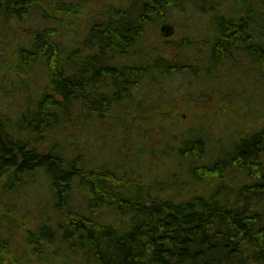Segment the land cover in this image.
<instances>
[{"label":"trees","instance_id":"1","mask_svg":"<svg viewBox=\"0 0 264 264\" xmlns=\"http://www.w3.org/2000/svg\"><path fill=\"white\" fill-rule=\"evenodd\" d=\"M92 1L0 0V32L11 34L15 58L0 63V87L12 73L24 96L17 115L0 108V206L7 211L19 188L37 185L47 199L40 212L51 209L25 226L23 246L59 264H264V123L238 141L229 138L228 149L203 169L210 141L200 123L184 126L177 101L165 110L163 86L187 75L204 92L210 84H201L216 82L218 67L239 56L264 67V0H111L99 12L90 10ZM183 13L202 15L206 26L202 38L184 31L176 48L185 61L159 52L156 42L146 47L154 21L175 24ZM82 18L88 21L71 30ZM15 25L29 35H18ZM147 85L150 95L142 91ZM129 103L136 111L116 109ZM91 122L121 133L113 163L87 156L78 131ZM157 130L162 150L136 147L137 137L150 142ZM164 158L172 160L168 175L185 170L201 181L202 168L204 178L235 172L242 179L176 200L166 195L184 187L174 182L178 176L145 179V161ZM6 218L1 214L0 230ZM12 246L0 231V264H25Z\"/></svg>","mask_w":264,"mask_h":264},{"label":"rangeland","instance_id":"2","mask_svg":"<svg viewBox=\"0 0 264 264\" xmlns=\"http://www.w3.org/2000/svg\"><path fill=\"white\" fill-rule=\"evenodd\" d=\"M102 1L107 2L111 0H93L90 5V10L95 12L104 10L101 3ZM95 12L92 14L95 15ZM175 14H178V12ZM181 17L182 19L177 17L175 24L171 22V20L167 23H163L162 20L154 21L148 27L147 35L144 39V44L146 47L148 45H152V43L155 44L156 42L155 47L159 48V52H164V54H167L173 60L185 61V57L178 53V49L176 48L184 36V31H187V34H191L189 35L191 38L196 36L198 38L201 36L202 38L203 30L206 26L204 25L205 18L202 17V15H190L183 13ZM81 21L88 20L85 18L74 20V25L71 27V30L77 29L75 24L80 27L81 25L79 23ZM168 23L172 24L176 31H174L172 36L170 35L168 37H163L161 33L162 27L164 25H168ZM181 26H183V28H181ZM14 29L17 30L18 35L21 37L28 36L30 33L27 29H21L17 25H15ZM83 29L84 27L82 26V28L79 30L81 31ZM0 34L3 35L0 37V63L5 59L9 60L10 62L15 61V58L10 52L11 47L8 46V42L10 41L14 45L11 34L5 35L3 32H0ZM194 53L195 51L192 49L188 53V56H193ZM263 68L264 67H259L257 65H251L242 56L238 57V63L236 61L234 63H225L221 65L218 67L217 73L220 76L216 82H203L201 84L204 85L203 88L206 87L207 84H210V86L204 91H212L210 95L207 93H205V95L204 92H198L197 90L193 89L195 84L189 85L191 79H189L187 75H181L173 80L163 82L164 90L169 96V101L165 104V110H167L172 103L177 101L178 114L183 116L184 118L182 119L186 121L184 126L194 128L198 126V123H200L202 131L204 132L205 136H207L208 141H210V146L206 152L207 158H205V161L200 162L199 164L203 169L210 167L211 164L219 159L220 155L226 149H228L229 138H232L234 141H238L239 139L243 138V136L258 130L261 125H263ZM1 74L5 75L6 73L3 71ZM13 77V74L8 72L6 74L5 81L1 83L2 87H0V99H2L4 96H7V98L9 97V101L5 109L2 107L0 108L4 110L6 114L17 115L18 110L20 107H22L21 101L23 100L24 96L23 93L20 95L18 88H15V82L17 83V81ZM38 81L39 80H36L35 82L32 81L28 86L30 88H34V86L37 87L41 84H44L42 79L39 82ZM197 88L201 90L198 84L196 86V89ZM140 90L141 87L138 91ZM142 91L143 94L146 93L147 95L149 91L148 85L146 86L145 90L142 89ZM150 94L151 93H148V95ZM116 109H118V111L122 110L127 113L136 111L135 104L133 103H129L128 105H124V107H118ZM110 121V123L113 124L115 119ZM148 129L150 130L152 128L148 127ZM156 132L157 133L151 131L152 134L149 138L150 142L143 138L137 137L135 139L137 144L136 147L141 148V146H143L149 151L158 149L162 150L163 144L161 141H163V131L157 130ZM78 136L79 139H83V141L87 143L86 152L88 149L90 150V154L87 156H93V161L98 162V164L104 162L103 158L105 160L108 159L106 160L107 162L113 163L117 160V153L120 151L118 145H121V149L123 148V144L120 141L121 133L109 131L105 124L102 125L91 122L90 127L78 131ZM97 148L98 152L96 150ZM95 155H99V158H95ZM145 163V179H160L161 177L168 179L178 176L177 179H173L174 182L180 181L184 187L182 189H176L175 187L173 191H168V194L166 195V197L173 195L175 197L174 199L176 200H186L192 195L207 196L211 192L212 188H216L219 184L223 188L230 186L234 187L233 184L237 183V181H241L242 179V175L235 172H228L225 179L223 177L222 179H217L208 175H205L204 178L203 174L201 173L202 168H199V175H201L203 179L201 181H196L190 176V171L181 170L177 175H168L169 169L172 168V160H167V158L162 160L157 159V161L154 160L153 162L145 161ZM38 180L41 181L43 179L38 176ZM162 182L166 181L164 180ZM29 187H23L17 190L15 197L7 202V211H3L0 206V216L1 214H6L8 217V219L6 218L7 221H5V224L2 225L3 228L0 231L12 239V248L15 249L16 246L17 248H21L19 249V255L23 258V262L25 264H59L57 260H55L56 262L54 261L53 263L48 256L43 259L34 257L31 250L27 252V250L30 248L23 246V233L25 226H36L38 218H42L43 216H48L51 214L50 208H48L45 213L40 212V203L47 202L46 196L41 194V191L36 193L38 190L37 185L34 189ZM178 191L180 192L177 193ZM33 217V220L36 221L35 223L31 220Z\"/></svg>","mask_w":264,"mask_h":264},{"label":"water","instance_id":"3","mask_svg":"<svg viewBox=\"0 0 264 264\" xmlns=\"http://www.w3.org/2000/svg\"><path fill=\"white\" fill-rule=\"evenodd\" d=\"M162 32H163L165 35L169 36V35H172V34L174 33V29H173L172 27H170V26H164V27L162 28Z\"/></svg>","mask_w":264,"mask_h":264}]
</instances>
